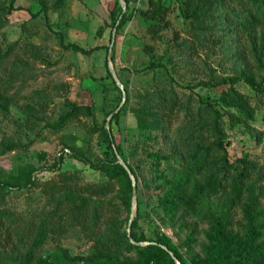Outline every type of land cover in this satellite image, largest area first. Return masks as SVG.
Returning a JSON list of instances; mask_svg holds the SVG:
<instances>
[{
  "label": "rangeland",
  "instance_id": "obj_1",
  "mask_svg": "<svg viewBox=\"0 0 264 264\" xmlns=\"http://www.w3.org/2000/svg\"><path fill=\"white\" fill-rule=\"evenodd\" d=\"M162 1L170 5L168 19L172 27L153 37L148 32L151 21L140 12L148 7L149 0H65L61 8L48 5V18L44 13L33 16L41 8L39 0H16L14 6L19 8L9 13L3 8L10 0H0V142L6 134L20 144L32 142L28 148L0 155V179L11 183L36 168L32 179L38 183L28 188H12L0 200V214L10 217L15 234L14 246L6 250L0 247V264H24V254L37 228L43 221L50 226L55 197L67 186L75 193L91 195L93 203L105 201L96 229L92 232L75 222L67 212L68 203L62 200L59 213H64L61 220L66 230L61 234L49 232L36 252L37 257L63 249L72 255L89 254L96 234L107 229L110 217L118 211L128 235L130 230V234L134 231L139 237L144 233L149 239L135 241L131 236L134 244L146 247L156 244L158 238L167 237L189 263L199 264L205 257L211 227L202 217L229 215L235 228L242 230L240 223L247 222L253 207L264 209V99L260 100L256 89L264 81V43L255 40L243 24L231 17V14L237 19L250 17L241 4L224 0L216 9L215 20L209 23L216 25L212 38H194L197 41L194 53L180 49L178 42L193 37L192 22L182 15L175 0ZM119 6L128 22L116 31L113 58L109 61L107 47L115 29L111 14ZM57 32L63 33L66 43L103 48L90 55L66 50L60 45ZM205 33L208 36L210 32ZM258 33L264 38V24L259 25ZM109 63L119 83L114 80ZM153 64L159 66L152 67ZM234 77L238 79L234 84L236 90L250 96L249 105L221 101L229 85L216 84ZM202 81L210 82L211 86H198L194 90L183 87ZM161 88L177 92L195 110L208 101L223 113L226 145L220 153L227 155L230 171L218 172L221 185L216 190L204 188L198 192L196 186L204 183L203 178L185 170L181 155L165 139L166 132L174 134L184 121L185 108L176 113L171 130L139 126L135 109L155 104L154 93ZM68 103L88 105L90 110L77 113L64 126L53 129L51 125L69 110ZM247 113L252 118L232 120L233 116L244 118ZM103 127L115 146L121 148L118 162L122 164L124 160L138 171L139 167L144 168L148 182L155 179L147 188L142 176H138L136 201L132 200L130 205L122 197L123 179L112 178L95 168L112 159V146ZM65 148L69 152L64 153ZM75 150L90 163L72 157ZM62 151L60 171L71 175L67 183L52 167ZM149 153L158 154L155 177L150 173L153 162ZM246 163H250L251 169L243 182V195L231 205L234 181L241 171H247ZM91 183H111V188L105 194L85 191ZM187 186L198 192L196 212L190 213L183 207L176 213L170 212L167 191ZM263 239L264 218L251 248L257 249ZM160 245L181 264L174 251ZM122 255L133 258L136 264L148 261L142 249L123 250Z\"/></svg>",
  "mask_w": 264,
  "mask_h": 264
},
{
  "label": "trees",
  "instance_id": "obj_2",
  "mask_svg": "<svg viewBox=\"0 0 264 264\" xmlns=\"http://www.w3.org/2000/svg\"><path fill=\"white\" fill-rule=\"evenodd\" d=\"M16 0H10L8 6H4V11L7 13L12 12L19 7H15ZM41 4L40 10L33 14L38 16L41 13L48 18V5H52L54 8H61L65 4V0H39ZM127 1V0H126ZM179 3V8L182 15L192 22L193 37L189 40L178 42L177 45L180 49L188 50L190 53H194L197 50V40H207L212 38L214 27L216 25L209 24L215 20L216 9L218 5L224 2V0H175ZM244 8L245 13H249L250 17H243L245 19H237L233 14L231 17L238 24H243L244 30L249 34L254 35L255 40H260L264 43V38L259 36L258 27L260 24H264V0H236ZM170 5H166L162 0H149L148 7L141 9V14L151 21L148 26V32L156 37L163 30H167L172 27L171 21L168 19L170 14ZM123 8L121 6L118 9L112 11L113 26L119 29L128 22L126 14L123 16ZM209 31L207 36L205 32ZM60 40V45L66 50H72L80 52L85 55H90L93 52L103 48L102 45H96L90 48H84L77 43H66L63 33L57 32ZM203 34V35H202ZM201 36V37H200ZM253 39V40H254ZM109 47H107V54ZM115 47V45H114ZM114 50V49H113ZM113 58V57H112ZM159 66L153 64L152 67ZM111 75V73H110ZM234 78H226L219 81L216 85H229L222 95L221 101L226 104H250V96L239 92L234 87ZM198 86H211L210 82H199L192 85H183V87L194 90ZM260 100L264 99V81L262 80L256 88ZM155 104L139 107L135 109V114L138 119V124L141 128L152 129H170L173 124L174 117L177 112L185 108V119L176 128L174 134L166 132L165 139L171 145H173L178 153L181 155L185 170L190 175H199L203 178V182L200 186H196L197 191L201 192L204 188L210 190H216L221 181L218 179V172H229L227 155H222L220 149L225 148V142L223 141V135H225L226 120L223 113L217 109L213 104L205 101L199 108L195 110L190 101L185 102L183 98L174 91L161 88L154 93L153 96ZM69 110L62 115L59 120L52 124L53 129H59L64 126L73 116L79 112L90 110L88 105H79L76 103H68ZM113 113V111H111ZM232 120L244 121L252 118V115L247 113V116L242 118L241 116H233ZM242 118V119H241ZM104 133L112 146V159L111 162L100 163L95 165V168L102 170L110 175L112 178L120 177L124 181V192L122 197L128 203L131 204L133 196V181L124 167V165L118 162V153L121 152L119 146H115L114 140L109 135V132L103 127ZM215 138V139H214ZM32 142L28 144H20L16 142L12 136L6 134L0 142V155H3L11 150L18 148H28ZM153 164L149 166L150 173L155 174L157 172L158 154L149 153ZM72 157L89 164L90 161L80 156L76 150ZM63 151L59 157L56 158L52 167L53 170L58 172L59 178L67 183L71 175L61 172V165L63 163ZM132 173L136 176V182L138 183V176H142L144 185L149 188L151 183L146 179V172L144 168L135 170V168L127 164ZM245 167L247 171H241L239 178H236L232 188L234 200L231 201V205L235 202H239L244 191L243 182L249 177V171L251 169L250 163H246ZM36 168H31L23 175L18 177L14 182L4 183L0 179V200L11 192L12 188H28L36 186L38 183L32 179V174L36 171ZM183 177H180L182 179ZM57 184L54 183L53 187ZM111 183H91L86 185L85 191H89L94 194H105L110 190ZM57 188V187H56ZM59 189V187H58ZM194 191L190 187H171L167 191V196L171 199V203L168 207L170 212H177L180 207L185 208L190 213L196 212L195 198L198 192ZM56 206L53 209V214L50 226L47 227L45 221L40 223L37 228L36 235L30 244L29 249L24 254V264H136L133 258L123 256L122 251H133L134 249H142L145 255L148 257V261L145 264H177L171 254L163 249L160 244L166 245L171 251H174L177 259L181 264L189 263L178 250L177 246L167 237L158 238L156 244H150L146 247H140L132 242L127 231L123 230V222L119 219L118 211L110 217L109 226L102 233L96 234L94 238V244L92 245V251L87 255H72L69 250L63 249L52 253L47 257H37L36 252L46 242L49 232L61 234L66 230V226L61 220L63 212L59 213L62 206V200L68 203L67 212L71 215L72 219L84 229L95 231L97 222L100 219V209L105 203L104 200L99 199L93 203L91 195H83L81 193H75L74 190L67 186L64 187L63 193L55 197ZM231 210V209H229ZM58 215L57 217H55ZM264 209H257L253 207L247 217V222L241 224L242 230L235 228L233 221L229 215L222 214L220 216H205L201 220H205L211 224L208 232V245L206 246L205 257L199 262V264H264V239L258 245L257 249L251 248L250 244L256 242V235L260 232L261 224L263 223ZM10 217H5L4 214H0V247L1 250H6L11 245L15 244L13 239L14 230H12V223H9ZM131 236L135 241H144L147 239L144 233L138 237L134 231H131ZM151 240V239H150ZM14 246V245H13ZM2 258V257H0ZM162 260V262H161ZM151 262V263H150Z\"/></svg>",
  "mask_w": 264,
  "mask_h": 264
},
{
  "label": "water",
  "instance_id": "obj_3",
  "mask_svg": "<svg viewBox=\"0 0 264 264\" xmlns=\"http://www.w3.org/2000/svg\"><path fill=\"white\" fill-rule=\"evenodd\" d=\"M123 2H125V0H121ZM116 31H117V28L115 27L114 31H113V37H112V42H111V45L109 47V50H108V59L109 61L112 60V55H113V49H114V44H115V36H116ZM109 68H110V71L112 73V76L114 78V80L119 83V78H118V75L115 71L112 70V67L109 63ZM113 113H111L108 121H107V126H108V129L110 130V126H111V123H110V120H111V117H112ZM119 157V155H118ZM122 164L124 165V167L128 170L129 174H130V177L133 181V196H132V200L133 201H136V180H135V177L134 175L132 174L129 166L127 165V163L124 161V160H121ZM129 236L131 237V234H130V230H129ZM174 257V255H172ZM179 264V263H178Z\"/></svg>",
  "mask_w": 264,
  "mask_h": 264
},
{
  "label": "built area",
  "instance_id": "obj_4",
  "mask_svg": "<svg viewBox=\"0 0 264 264\" xmlns=\"http://www.w3.org/2000/svg\"><path fill=\"white\" fill-rule=\"evenodd\" d=\"M67 152H69V149L65 148V151H64V153H67Z\"/></svg>",
  "mask_w": 264,
  "mask_h": 264
}]
</instances>
